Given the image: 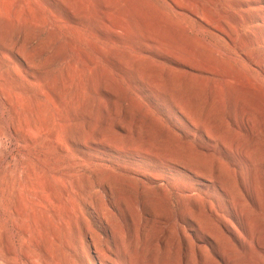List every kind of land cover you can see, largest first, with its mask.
<instances>
[{
  "label": "rangeland",
  "instance_id": "1",
  "mask_svg": "<svg viewBox=\"0 0 264 264\" xmlns=\"http://www.w3.org/2000/svg\"><path fill=\"white\" fill-rule=\"evenodd\" d=\"M122 261L264 264V0H0V264Z\"/></svg>",
  "mask_w": 264,
  "mask_h": 264
},
{
  "label": "bare ground",
  "instance_id": "2",
  "mask_svg": "<svg viewBox=\"0 0 264 264\" xmlns=\"http://www.w3.org/2000/svg\"><path fill=\"white\" fill-rule=\"evenodd\" d=\"M188 164V163H187ZM193 165V164H192ZM193 170V169H192ZM107 204V203H106ZM105 207H107V206H105ZM107 209H108V207H107ZM103 216H104V214H103ZM107 216V215H106ZM106 216H105V218H106ZM109 219V218H108ZM107 243V247L102 251V253H101V259H102V262H103V260L105 261L106 260V258H108L109 257V253H112L113 252V249H112V247L110 246V243H109V241H107L106 242ZM120 264H128V263H126V262H120Z\"/></svg>",
  "mask_w": 264,
  "mask_h": 264
}]
</instances>
